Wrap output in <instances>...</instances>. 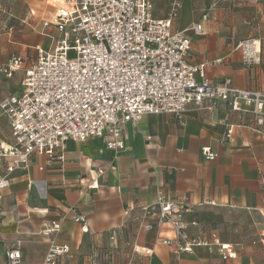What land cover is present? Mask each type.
Instances as JSON below:
<instances>
[{
    "label": "crops",
    "instance_id": "crops-1",
    "mask_svg": "<svg viewBox=\"0 0 264 264\" xmlns=\"http://www.w3.org/2000/svg\"><path fill=\"white\" fill-rule=\"evenodd\" d=\"M213 1L182 0L173 19V28L183 29L208 15L202 20L205 34L188 33V60L220 58L206 67L211 82L229 78L234 87L264 91V0H215L214 6ZM170 2L152 0L153 15L166 17ZM59 4L0 0V9L13 17L11 9L25 14L22 28L0 31V66L12 53L29 63L34 46H52L59 33L43 21ZM252 41L245 58L238 44ZM22 74L0 72V100L19 91ZM123 138L125 149L116 157L103 148L101 137H89L68 141L62 162L46 166L44 156L35 155L10 175L9 185L0 189V264H8L12 248L19 249L21 264H41L51 240L70 247L61 264H264V108L257 113L243 104L235 110L217 101L211 113L146 114L124 125ZM9 141L8 119L0 114V144ZM204 146L216 153L214 159L202 156ZM98 167L104 170L99 186L88 189ZM158 188L183 206L185 232L210 246L174 254L162 242L176 232L166 221L151 224ZM69 206L85 216L88 230L66 217L58 232L43 234V223L58 221ZM214 240L228 244L232 256L222 257Z\"/></svg>",
    "mask_w": 264,
    "mask_h": 264
},
{
    "label": "built area",
    "instance_id": "built-area-1",
    "mask_svg": "<svg viewBox=\"0 0 264 264\" xmlns=\"http://www.w3.org/2000/svg\"><path fill=\"white\" fill-rule=\"evenodd\" d=\"M180 8L181 0H171L168 15L156 17L152 0H60L53 17L43 21L45 28L54 27L59 33L52 46H34L35 56L29 63L12 53L0 66L7 77L23 72L19 91L0 100V114L7 117L10 128L9 143L0 144V189L35 155L44 156L46 166L64 161L68 141L101 137L103 148L116 157L125 149L124 125L135 124L146 114L181 118L189 109L211 113L217 101L235 110L243 104L252 105L257 113L263 110L264 92L234 87L229 78L209 80L206 67L221 62L220 58L188 60V33L202 34L204 28L201 21L173 28ZM12 30V25L6 29ZM251 43L238 44L245 58ZM200 151L207 160L216 157L208 146ZM103 172L101 167L95 169L88 189L98 188ZM155 203L154 223L166 221L175 229L174 238L162 239L174 254L192 252L197 245L210 246L185 232L183 206L168 199L161 188ZM66 217L80 223L82 231L88 230L85 216L69 206L58 221L43 223L42 233L58 232ZM214 245L222 257L232 256L228 244L214 240ZM69 253L67 243L51 240L41 264H61ZM144 253L150 254L151 249L144 248ZM6 255L8 264H21L19 249L12 248Z\"/></svg>",
    "mask_w": 264,
    "mask_h": 264
},
{
    "label": "rangeland",
    "instance_id": "rangeland-1",
    "mask_svg": "<svg viewBox=\"0 0 264 264\" xmlns=\"http://www.w3.org/2000/svg\"><path fill=\"white\" fill-rule=\"evenodd\" d=\"M214 2V4H213V6L215 5V0L213 1ZM181 7H182V0H181ZM214 8V7H213ZM212 8V9H213ZM9 11V9L7 10L6 8H1L0 9V31L2 32H7L6 31V29L8 28V23L9 24H11L12 23V25L13 26H15L14 28H22L25 24L21 21V19H23L24 18V16H25V14H24V12L22 13H16V12H14V10H12L11 9V12L12 13H14V15L16 16V17H13L12 15H10V13L8 12ZM203 15H206V19H207V17H208V15H207V13L206 12H204V13H202L201 14V17L200 18H202V16ZM206 19H202L203 21H205ZM32 21L33 22V19L31 18V17H29L28 18V21ZM202 20H201V22H202ZM194 23V22H193ZM192 24V23H191ZM191 24H189V25H191ZM5 27H4V26ZM188 25V26H189ZM30 27V26H29ZM13 28V29H14ZM207 31H206V29H205V27H204V33H202V34H194V35H203V34H205ZM244 43V42H243ZM251 43V42H250ZM240 48H241V50H242V47L243 46H239ZM243 53V52H242ZM18 54V53H17ZM255 90H257V89H255ZM259 91H261V90H259ZM262 92H264V91H262Z\"/></svg>",
    "mask_w": 264,
    "mask_h": 264
},
{
    "label": "trees",
    "instance_id": "trees-1",
    "mask_svg": "<svg viewBox=\"0 0 264 264\" xmlns=\"http://www.w3.org/2000/svg\"><path fill=\"white\" fill-rule=\"evenodd\" d=\"M8 12H9V11H8ZM10 15L13 16V14H11V13H10ZM10 25H12V23H11V24L8 23V26H10ZM12 26H13V25H12ZM14 27H15V26H13V28H14ZM13 30H14V29H13ZM151 224L153 225V224H155V223H151Z\"/></svg>",
    "mask_w": 264,
    "mask_h": 264
}]
</instances>
